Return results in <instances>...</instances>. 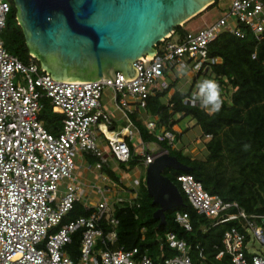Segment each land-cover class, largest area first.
<instances>
[{
	"label": "built area",
	"instance_id": "obj_1",
	"mask_svg": "<svg viewBox=\"0 0 264 264\" xmlns=\"http://www.w3.org/2000/svg\"><path fill=\"white\" fill-rule=\"evenodd\" d=\"M10 8L9 0H0V264H158L138 247L111 248L117 238L116 203L137 201V187L142 181L147 185V177L132 182L121 179L124 183L117 186L107 169L122 171L120 164L131 159V143L135 141L139 144L134 150L145 157L148 167L157 153L131 115L136 110L146 112L148 99L169 89V78L177 72H189L194 81L185 102L201 104L198 89L206 81L202 76L219 62L210 57V44L223 33L244 37L250 31L261 39L264 0H232L227 15L207 27L188 31L178 42L171 41L173 32L160 42L165 43L163 51L158 43L154 56L144 55L135 61L138 75L134 79L116 72L115 82L108 78L56 80L33 55L24 62L11 54L1 36ZM19 74L25 83L16 82ZM106 88L114 91V105L123 114L119 121H126L120 128L115 127L118 120L104 108L108 103L103 100ZM45 98L54 112L63 115L56 134L40 118ZM206 108L212 112L210 106ZM143 124L158 141H175L174 131H156L155 120L146 118ZM81 151L94 159L91 164L86 157L83 161L93 179L80 178L75 167V155ZM177 180L188 202L213 225L235 223L224 232L223 248L216 258L228 253L234 264H264L263 214H248L238 202L210 193L190 173L177 175ZM113 193L121 194L114 198ZM78 201L92 210L91 214L62 224ZM176 221L186 230L192 229L188 212H177ZM103 223L112 230L106 232ZM80 229V253L75 260L66 246ZM249 231L261 249L250 252ZM100 240L103 247L98 248ZM166 242L176 254L164 258L162 264H194L186 240L171 232ZM199 257L204 259L202 252Z\"/></svg>",
	"mask_w": 264,
	"mask_h": 264
},
{
	"label": "trees",
	"instance_id": "obj_2",
	"mask_svg": "<svg viewBox=\"0 0 264 264\" xmlns=\"http://www.w3.org/2000/svg\"><path fill=\"white\" fill-rule=\"evenodd\" d=\"M9 1L11 8L1 36L6 49L27 62L30 52L17 19L15 4L12 0ZM217 1L202 13L213 7ZM188 22L176 27L174 34L184 33V26ZM209 55L219 59V62L211 65L204 74L219 86L221 105L218 111L210 112L200 103L191 105L185 102L190 92L180 88L174 90L165 100L173 87L172 82L169 89L148 99L146 110L153 117L152 120L157 122V128L175 132L177 120L174 119V114L179 112L184 117L190 116L196 121L204 138L206 151L200 157L169 149L168 145L164 144L163 148L171 155L191 167L189 171L166 168L164 175L178 185L177 175L190 173L201 181L210 193L225 201L238 202L248 214L264 215V32L261 39L250 31H246L244 37L223 33L210 44ZM47 107L48 109L43 105L40 117L49 115L50 112L53 117L60 114L54 112L51 105ZM60 115L63 118V115ZM43 118L47 129L59 131L61 126H57L54 119ZM136 124L140 127L143 138H153L154 135L143 123ZM107 171L111 177H115L113 171ZM178 187L185 202L182 212L189 213L191 230H186L176 221L179 211H166V222L160 224V219L154 217L159 205L153 202V197L145 189L144 197L139 195L138 200L133 203H116L114 216L118 219L115 227L117 238L111 248L123 247L129 250L138 247L156 263L162 264L164 258L176 254V250L166 242L167 234L173 232L186 240L193 259L198 258L202 252L204 260L210 264H234L230 254L224 253L219 259L216 255L223 248L224 232L235 223L213 225L211 219L199 214L185 199L180 184ZM91 212L92 210L78 201L65 215L62 224L81 216H89ZM103 227L106 232L112 230V227L105 223ZM82 233L83 229L74 233L72 242L66 246L68 253L75 260L79 257ZM97 247H103L101 240Z\"/></svg>",
	"mask_w": 264,
	"mask_h": 264
},
{
	"label": "water",
	"instance_id": "obj_3",
	"mask_svg": "<svg viewBox=\"0 0 264 264\" xmlns=\"http://www.w3.org/2000/svg\"><path fill=\"white\" fill-rule=\"evenodd\" d=\"M26 45L40 67L66 82L101 78L115 82V73L134 79V63L156 54L158 43L178 26L202 13L216 0H12ZM166 168L189 171L168 150L147 167V189L159 205L154 217L166 222V211L185 204Z\"/></svg>",
	"mask_w": 264,
	"mask_h": 264
},
{
	"label": "rangeland",
	"instance_id": "obj_4",
	"mask_svg": "<svg viewBox=\"0 0 264 264\" xmlns=\"http://www.w3.org/2000/svg\"><path fill=\"white\" fill-rule=\"evenodd\" d=\"M232 5V0H218L217 3L202 13L201 15L195 17L193 20L189 21L187 25L184 26V33L177 32L175 33L171 41L173 42H178V40L185 35L186 32L188 31H195L200 28H204L209 26L210 24L216 22L220 17L225 16L229 13V10ZM233 24L238 27V23L236 21H233ZM184 34V35H183ZM165 43H160L159 44V49L163 51ZM175 74V75H174ZM202 79L208 80V77H205L204 75L202 76ZM187 80H190L192 83L193 78L190 76L189 72H184L179 74L177 73H172V75L169 78V81L173 83V87L170 89L168 92L167 96L165 97V100H167L168 96L171 95L174 90L180 88L185 91H191V84H184ZM213 79H209V81H212ZM16 82H22L25 83L24 81V76L22 74H19V77L16 79ZM194 82V81H193ZM183 85V86H182ZM196 88L198 85L196 84ZM103 100H107L108 103L105 105V110L107 112L113 113L116 115L117 118L120 117L119 111H117L114 107V91L111 88H106L105 91L103 92ZM42 104L46 106V109H48L47 106L51 105V102L49 99L42 100ZM52 106V105H51ZM147 112V111H146ZM148 114V115H147ZM50 115V116H49ZM49 115L43 116L46 118V120H55V123L57 126L62 125V117L61 115L57 114L55 117H53V114L50 112ZM148 118H153L149 113H143V115L139 112H137L134 115H131L134 120L137 122L142 123V119H144V116ZM43 117H40L41 120L44 122L45 125V119ZM116 118V119H117ZM174 119L177 120V125L175 129V134L176 138L173 144H170L169 142H163V141H158L155 136L153 138L148 139L147 137L144 136L145 140L149 142L151 150H154L155 153H159L161 151H164V144L168 145L169 149L172 150H181L182 153L188 154V155H194L197 157L203 156L206 148L204 147V138L201 136V129L199 125L196 123V121L190 117V116H183L181 113L177 112L174 114ZM118 120V119H117ZM126 125L125 120H120L119 123L117 121L116 123V128H120V126ZM50 132L56 134L58 131L56 129H48ZM147 130V129H146ZM163 129L157 128V132H161ZM149 131V130H148ZM139 144V142L135 141L131 143L132 147V157L128 162H124L120 164V167L122 169L118 170V172L115 173V177H111L115 183V185H121L124 182H132L134 178H140L143 179L147 177V166L144 164V159L145 157L135 151V147ZM87 158L88 164H91L94 162V159L85 153V151L77 152L75 155V167L77 171L79 172V176L82 179H93V174L90 171L86 170V166L88 164H83V161ZM121 179L124 180L121 181ZM179 185V183H177ZM138 193L141 197H144V194H146L145 189H147V185L142 181L140 186L137 187ZM148 190V189H147ZM120 195L121 193H113L112 197H116ZM185 196V195H184ZM117 198V197H116ZM185 199L187 200V197L185 196ZM184 209V206H178L174 209H171L174 213L179 211L182 212ZM248 247L250 252H254L257 249H261V243L255 238L253 235L252 231H249L248 233ZM164 256V253H162L161 257ZM173 256V255H171ZM201 262H205L204 259L198 257L193 259L194 264H198Z\"/></svg>",
	"mask_w": 264,
	"mask_h": 264
},
{
	"label": "clouds",
	"instance_id": "obj_5",
	"mask_svg": "<svg viewBox=\"0 0 264 264\" xmlns=\"http://www.w3.org/2000/svg\"><path fill=\"white\" fill-rule=\"evenodd\" d=\"M198 92L203 106H210L211 111H218L220 109V90L214 81H203L199 86Z\"/></svg>",
	"mask_w": 264,
	"mask_h": 264
},
{
	"label": "crops",
	"instance_id": "obj_6",
	"mask_svg": "<svg viewBox=\"0 0 264 264\" xmlns=\"http://www.w3.org/2000/svg\"><path fill=\"white\" fill-rule=\"evenodd\" d=\"M189 23V22H188ZM187 23V24H188ZM186 24V25H187ZM184 84H191V82L189 81V80H187ZM183 86V85H182ZM191 87H192V84H191ZM192 89V88H191ZM181 90H183V88L181 89ZM172 94V93H171ZM108 102V101H107ZM114 107H115V105H114ZM115 109H116V107H115ZM117 111H119V113H120V117L123 115L122 114V112L120 111V110H118V109H116ZM137 112H139V113H141L142 115H143V113H148V112H143L142 110H136L135 112H134V114H136ZM134 114H132V115H134ZM111 115L116 119L117 117H116V115H114L113 113H111ZM148 115V114H147ZM147 115L146 116H144V119H146V118H148L147 117ZM119 117V118H120ZM132 117V116H131ZM119 118H117L118 119V123H119ZM116 119V120H117ZM144 119H142V123H143V121H144ZM149 119H152V118H149ZM122 121H123V119H122ZM135 122H137L136 120H135ZM116 123H117V121H116ZM175 129H176V126H175Z\"/></svg>",
	"mask_w": 264,
	"mask_h": 264
}]
</instances>
